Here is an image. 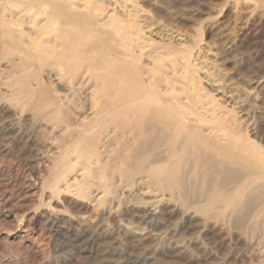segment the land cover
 <instances>
[{"label": "bare ground", "instance_id": "6f19581e", "mask_svg": "<svg viewBox=\"0 0 264 264\" xmlns=\"http://www.w3.org/2000/svg\"><path fill=\"white\" fill-rule=\"evenodd\" d=\"M130 4L139 5L0 0V53L14 63L10 99L33 106L36 124L50 126L60 143L58 155L83 165L68 185L149 181L182 194L186 208H218L235 225L257 228L264 215L261 147L218 112L213 95L182 96L173 75L188 69V55L173 59L169 47L147 41L123 15ZM162 201L155 196L133 211L155 220Z\"/></svg>", "mask_w": 264, "mask_h": 264}, {"label": "rangeland", "instance_id": "374dc122", "mask_svg": "<svg viewBox=\"0 0 264 264\" xmlns=\"http://www.w3.org/2000/svg\"><path fill=\"white\" fill-rule=\"evenodd\" d=\"M137 3L123 15L145 39L169 47L173 59L188 55V69L173 75V86L182 96L213 95L218 112L264 155V5ZM13 69L12 57L0 53V264H264V215L255 229L238 226L218 208H186L182 194L171 196L149 181L68 185L83 165L73 163L74 155H58L60 143L50 126L36 124L33 106L10 99ZM112 183L118 186L108 188ZM155 196H164L157 218L144 221L133 209Z\"/></svg>", "mask_w": 264, "mask_h": 264}]
</instances>
